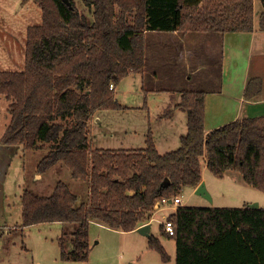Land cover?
I'll use <instances>...</instances> for the list:
<instances>
[{"label":"trees","instance_id":"16d2710c","mask_svg":"<svg viewBox=\"0 0 264 264\" xmlns=\"http://www.w3.org/2000/svg\"><path fill=\"white\" fill-rule=\"evenodd\" d=\"M34 1L41 22L26 29L24 66L0 70V97L10 114L0 142L23 152L45 149L36 171L56 167L63 179L47 195L22 189L21 231L59 222L60 259L87 262L91 222L136 229L148 222L157 199L195 188L202 164L218 178L236 171L264 192V115L206 131L202 90H182L175 106L186 112L187 132L172 151L159 153L150 132L140 148H92L88 141L96 111L124 108L110 84L144 71L147 32L251 31L253 0H81L90 14L74 0ZM257 25L264 30V4ZM257 84L249 79L246 96ZM169 218L175 264H264V207L178 205ZM148 238L167 261L160 240Z\"/></svg>","mask_w":264,"mask_h":264},{"label":"rangeland","instance_id":"374dc122","mask_svg":"<svg viewBox=\"0 0 264 264\" xmlns=\"http://www.w3.org/2000/svg\"><path fill=\"white\" fill-rule=\"evenodd\" d=\"M74 1L79 11L90 14L81 0ZM255 2L253 0V7L256 12H260L259 9L264 2L263 0H255ZM40 22L41 8L34 0H0V70L23 68L26 29L29 25ZM182 32L178 31V34ZM172 36L174 35L169 32L150 31L145 38L150 48H156L154 46H158L156 45L158 42L171 43L169 49L161 47L152 50V53L160 52L158 58L155 54L148 53V67L156 69L158 73L166 74L160 77L158 85H170L175 80L172 76L182 73L181 63L173 59L175 47L172 45L174 40ZM168 53H171L170 58L166 57ZM131 78L128 77L122 81L124 90L129 88ZM185 84L183 82L184 87L187 86ZM115 88L116 86L114 90ZM7 105V101L1 96L0 137L10 118ZM103 114L101 117L106 120L107 114ZM102 121L99 115L92 123L94 130L98 133L101 131ZM132 143L138 145L137 139L135 138ZM42 155L39 150L29 149L23 152L20 146L0 143V264H175V240L169 238L159 224L162 213L173 212V207H166L163 211L156 212L153 219L148 220L149 235L160 240L169 256L167 261H163L159 252L148 245L149 236L137 231H119L90 223V250L87 262L60 259L58 237L64 225L59 222L33 224L21 231L18 224L21 221L22 207L19 195L22 189L27 187L42 195L48 193L44 187L39 188L34 185L35 178L32 175L35 160L37 158L36 161H38ZM202 166L201 174L205 178V185L212 201L194 191L191 192L189 187H183L178 194L181 198L180 205L240 207L255 202L258 206L264 207L263 191L245 184L241 177L240 181L232 182L228 177L229 171L225 177L218 178ZM65 171H68V174L64 172V177L68 180L69 170ZM49 174L51 175V171ZM237 174L240 176V173L237 172ZM61 178L63 179V176ZM37 179H39L38 176ZM65 244L68 247L71 246L70 233L66 235Z\"/></svg>","mask_w":264,"mask_h":264},{"label":"crops","instance_id":"0c3cea01","mask_svg":"<svg viewBox=\"0 0 264 264\" xmlns=\"http://www.w3.org/2000/svg\"><path fill=\"white\" fill-rule=\"evenodd\" d=\"M261 9L259 10L261 11ZM259 13L254 8L251 31H227L224 33L186 31L181 34H178V31H168L174 35L172 36L174 39L172 45L175 47L173 59L181 63L182 69V73L172 76L175 80L170 85H158L160 77H164L166 74L158 73L156 69L148 67V53L161 47L169 49L171 43L158 42L156 43L158 46H154L156 48H150L145 39L144 71L129 74L116 86L115 97L124 108L99 110L92 115L88 123L90 147L140 148L145 146L146 135L150 132L159 153L176 149L180 145V138L187 132L186 112L175 106L180 101L182 90L204 91V126L206 131L235 119L263 116L264 30L259 29L257 25ZM152 54L158 58L160 52L153 51ZM166 57L170 58L171 53H168ZM213 57L216 58L213 59ZM128 77H132L131 83L129 88L124 90L122 81ZM250 78H257L259 84L251 90V96L248 97L245 94V88ZM178 82L180 84H177ZM183 82L186 83V87ZM168 108L171 111L168 115L162 116ZM103 113L107 114L106 120L101 117L104 115ZM99 115L101 121L103 118L104 122H101V131L98 133L94 130L92 123L97 120ZM135 138L138 145L132 143ZM38 150L42 154L45 152V149ZM36 160L32 174L35 178L34 185L39 188L44 187L49 194L59 177L57 168L49 169L51 175L49 170L48 173H38ZM202 165L205 166V164ZM227 171H229L228 177L232 182L236 180L238 182L242 178L236 171ZM227 171L223 177L227 175ZM201 177L206 182L202 174ZM78 186L79 184L75 183V190ZM190 189L192 192L195 188ZM91 223L106 227L97 222ZM134 231L136 229L132 230V232Z\"/></svg>","mask_w":264,"mask_h":264},{"label":"built area","instance_id":"2783aa9c","mask_svg":"<svg viewBox=\"0 0 264 264\" xmlns=\"http://www.w3.org/2000/svg\"><path fill=\"white\" fill-rule=\"evenodd\" d=\"M114 85L111 83L110 88H113ZM181 204V198L179 195L171 196V197H161L157 199L152 207V214L149 220L153 219V215L156 212L163 211L166 207H173L175 208ZM169 214L162 213L161 218H159V224L161 226L162 231L167 235L173 234V222L169 218ZM148 223V222H147Z\"/></svg>","mask_w":264,"mask_h":264},{"label":"water","instance_id":"95a60500","mask_svg":"<svg viewBox=\"0 0 264 264\" xmlns=\"http://www.w3.org/2000/svg\"><path fill=\"white\" fill-rule=\"evenodd\" d=\"M67 4L70 5V2L68 0H64ZM194 192L210 201H212L211 195L208 192L205 182L201 180V182L195 187ZM250 207H258L257 203H250ZM149 228H150V223H145L139 227L136 228V231L145 235L149 236Z\"/></svg>","mask_w":264,"mask_h":264}]
</instances>
